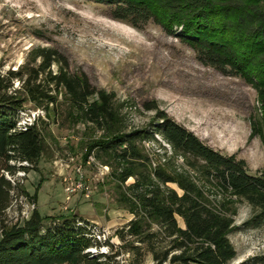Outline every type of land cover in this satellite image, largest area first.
<instances>
[{"label":"trees","instance_id":"trees-1","mask_svg":"<svg viewBox=\"0 0 264 264\" xmlns=\"http://www.w3.org/2000/svg\"><path fill=\"white\" fill-rule=\"evenodd\" d=\"M95 1L107 4L114 19L133 25L155 21L192 46L203 63L242 77L256 89L260 105L251 136L264 143V0ZM15 79L22 83L19 88ZM61 92L74 122L102 133L85 160L94 152L111 167L118 202L134 215L121 236L144 244L154 264H231L237 257L229 237L236 229L237 201L253 210L244 226H264V172L250 174L245 159L208 145L156 104L148 105L155 111L149 124L129 127L116 94L94 85L86 73L72 72L54 48L33 49L31 60L17 70L4 72L0 65L1 169L15 172L14 160L39 162L45 121L38 117L20 130L18 115L27 102L49 114L59 105ZM148 142L161 149L157 161ZM129 178L133 181L126 184ZM11 188L0 176V210L8 204ZM5 226H0V264H109L105 255L88 251L97 242L75 216H42L34 210L24 224ZM128 247L142 256L141 245ZM253 264H264V254L255 256Z\"/></svg>","mask_w":264,"mask_h":264},{"label":"rangeland","instance_id":"rangeland-1","mask_svg":"<svg viewBox=\"0 0 264 264\" xmlns=\"http://www.w3.org/2000/svg\"><path fill=\"white\" fill-rule=\"evenodd\" d=\"M43 47L57 49L72 72L86 73L94 85L114 92L129 127L149 124L155 111L148 105L156 104L208 145L245 159L250 174L264 172V143L251 136L252 121L260 113L256 89L240 76L203 63L192 46L155 21L133 25L114 19L110 7L95 0H0L2 70L19 69L31 60L33 49ZM14 82L16 88L22 84ZM58 102L49 114L30 102L19 112V120L34 121L33 113L42 111L36 117L46 124L45 151L34 165L14 160L15 172L0 168V176L12 184L0 226L22 225L34 210L42 216H75L97 242L88 249L93 255H105L109 264H154L144 244L121 236L134 215L118 202L111 167L94 152L85 160L102 133L74 122L64 92ZM146 147L157 161L158 144ZM235 207L236 229L229 237L237 257L231 264H253L255 256L264 254V226H244L253 210L240 201ZM177 220L185 226L180 216ZM133 242L141 245L142 256L129 250Z\"/></svg>","mask_w":264,"mask_h":264},{"label":"built area","instance_id":"built-area-1","mask_svg":"<svg viewBox=\"0 0 264 264\" xmlns=\"http://www.w3.org/2000/svg\"><path fill=\"white\" fill-rule=\"evenodd\" d=\"M40 112H42L40 109H38V111L36 112L35 111V113H33V116H34V121H35V119H37V117H36V114H38V113H40ZM33 120H31V117H29L27 120L25 119H23V120H19L18 119V121H17V128L18 129H20V130H25V129H27V127L29 126V125H31L33 122H34ZM22 163H25V164H28L29 165V163L27 162V161H23ZM8 172V171H7ZM18 174L21 176V175H24V171H19L18 172ZM12 182H14V180L12 179V178H9ZM81 186V184L80 183H78L77 185H76V187L75 188H73L72 190L74 191L76 188H78V187H80Z\"/></svg>","mask_w":264,"mask_h":264}]
</instances>
